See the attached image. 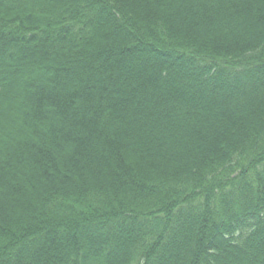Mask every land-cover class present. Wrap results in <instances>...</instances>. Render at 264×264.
<instances>
[{"label":"trees","instance_id":"1","mask_svg":"<svg viewBox=\"0 0 264 264\" xmlns=\"http://www.w3.org/2000/svg\"><path fill=\"white\" fill-rule=\"evenodd\" d=\"M0 264H264V0H0Z\"/></svg>","mask_w":264,"mask_h":264}]
</instances>
